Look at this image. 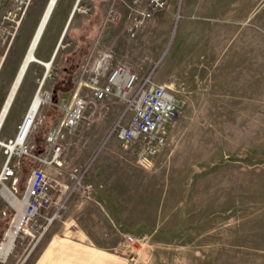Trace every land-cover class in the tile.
<instances>
[{"label": "rangeland", "instance_id": "obj_1", "mask_svg": "<svg viewBox=\"0 0 264 264\" xmlns=\"http://www.w3.org/2000/svg\"><path fill=\"white\" fill-rule=\"evenodd\" d=\"M171 1V6L167 2L165 9L156 12L160 14L156 22L144 21L146 37L140 42L136 37L141 27L131 36L127 17L122 15L116 24L104 23L109 4L116 9L118 3L121 12L122 1L80 0L77 4L75 19L41 87L54 101L40 106L39 117L46 106L57 107L59 94L68 97L80 63L94 50L107 48L119 54L98 39L106 26L119 29L125 19L129 21L127 37L137 43L139 65L146 74L154 70L155 82L172 86L180 107L169 146L148 169L139 167L132 148L111 133L122 102L109 99L93 118L87 114L67 136L62 181L71 168L86 167L83 180L90 193L74 195L52 226L65 222L82 229L85 241L111 250L128 264H264V0H217L224 14L217 19L203 11L195 13L193 0ZM47 2L0 0V78L8 73L0 110ZM62 2H57L36 56ZM204 2L197 0L198 7ZM228 11L240 14V21L229 19ZM238 24L249 31L241 44L242 38L229 41ZM76 29L78 46L73 48L69 42ZM218 30L221 36L209 48L207 33ZM43 72L41 64L31 63L19 90L32 75L37 79L35 93ZM40 124L29 136L37 153L44 150V137L34 139L33 135ZM5 129L3 125L0 137ZM4 161L0 146V169ZM32 165L30 159H23L16 191L12 190L20 200ZM4 185L11 189L10 182ZM14 215L0 194V241ZM127 234L133 243L124 241ZM20 241L5 264L30 238Z\"/></svg>", "mask_w": 264, "mask_h": 264}, {"label": "built area", "instance_id": "obj_2", "mask_svg": "<svg viewBox=\"0 0 264 264\" xmlns=\"http://www.w3.org/2000/svg\"><path fill=\"white\" fill-rule=\"evenodd\" d=\"M120 1L130 10L127 32L131 36L135 35V31L146 19L167 7L166 0H145L146 6L141 10L134 9L123 0ZM27 5L28 1L25 8ZM121 19V12L110 7L104 23L116 24ZM153 73L154 70H151L140 77L131 64L112 49L94 50L80 63L75 73L74 89L68 93V102L63 104L62 100H59L58 106L62 110V116L45 132L44 150L41 153L34 151L29 136L43 118L39 117L37 111L24 135L29 123L27 111L21 124L16 128L15 136L3 141L4 144L1 145L5 161L0 169V183L10 182L11 191H16L23 159H30L33 165L21 198L24 202L22 212L18 214L15 205L9 203L15 210V215L3 234L0 247L7 245L10 231H14V237L9 252L6 255L0 254V264L6 263L16 246L15 242L22 243L20 240L28 237L30 247L34 249L49 228L62 218L71 198L74 195L87 196L90 193V186H86L83 180L86 167L71 168L66 181H62L63 154L67 136L87 114L89 119L93 118L107 100L116 99L123 103V110L113 124L111 133L132 148L139 167L148 169L153 166L155 158L169 146L170 133L176 124L180 107V101L172 86L168 83L155 82ZM40 93L44 98L40 106L54 101L49 92H42L40 89ZM18 137L23 138L21 144L11 149L9 146ZM124 241L127 244L133 243L134 238L127 234Z\"/></svg>", "mask_w": 264, "mask_h": 264}, {"label": "crops", "instance_id": "obj_3", "mask_svg": "<svg viewBox=\"0 0 264 264\" xmlns=\"http://www.w3.org/2000/svg\"><path fill=\"white\" fill-rule=\"evenodd\" d=\"M110 1L111 0H109V2ZM123 1L137 10H141L146 6V2H144L145 0H137L135 3H133V1L135 0H123ZM166 1L171 6L172 1L171 0H166ZM193 1L194 2H192V7H193L192 9H194L195 13H197L198 15L199 13L200 14L204 13L206 16L211 17V18L213 17L215 19H217V16H220L221 14L224 15L220 11L221 8H217V3H216L217 0H205L203 6L200 5L199 7L197 4V0H193ZM75 2L76 0H63L62 3L64 6H62V10L60 14L58 15L57 20L53 24V27L51 28V31L49 33V36L46 40L45 45L39 50L38 56H36V58L40 62L51 60L55 52L54 49H56L55 47H57V45L59 44V47L56 51V55H57V52L61 46V43L63 39L65 38V35L69 32L71 24L73 23V19H75L74 15L76 12L75 10L73 11V6ZM109 6L113 7L112 4L111 5L109 4ZM117 6H118V3H117ZM117 6H116V10L118 9ZM120 10L124 18L126 17L128 18L130 10L125 6H122ZM117 11H119V9ZM228 12H229L228 13L229 19L231 20L235 19L236 21L237 20L240 21V18H241L240 14H238L235 11H228ZM169 13L170 11H167V13H164V14H169ZM70 14H71V18H70L71 20L69 19L70 23L68 25L67 20ZM155 14L156 12L150 18H148L146 24L148 23L153 24L154 22H156L160 14H156V15ZM124 22H125V26H122L119 29L106 26L103 29V31L100 33L101 35H100V38L98 39V43L103 44L108 47L110 46V47H114L118 49L119 54L123 55L128 60L133 70L141 77L146 74L147 70L143 69L139 65L140 59H139L138 53L136 52L137 43L135 40L132 41L127 37V34H126L127 26L126 25H128L127 22L129 21L125 19ZM142 28L143 27H141L140 31L137 34V37H136L137 42L142 41V39L146 37V33L143 31ZM242 28L243 27L238 24V26L229 36L230 42H232L231 40H233V38H242L239 44L244 42V39H246L245 37L249 31L242 29ZM219 33H220L219 30L218 32L208 31L207 40H208L209 48L212 47V45L214 44L213 42L216 41V38L221 36ZM24 35L22 36L20 42L18 43L16 51L22 46L21 44H22ZM78 37H79V32H78V29H76L72 34L71 41L69 42V44H71L73 48L75 46H78L77 45ZM224 43L225 45H227L228 38H227V41ZM2 59H3V56L0 57V62L2 61ZM7 78H8V73H5L0 78V97L3 94L4 86L7 84ZM36 81L37 79L31 75L27 79L23 90L18 89L20 86L17 88L16 90L17 92H15L16 95L14 94V97L4 117L5 120L3 119L2 125L0 127V131H1L2 126L3 125L6 126V129L1 132L0 141L2 142L7 141L8 139L13 138L15 136L17 132L16 128L18 127V125L21 124L24 116L26 115L28 111L29 105H31V102L33 100V97L35 94L34 88H35ZM59 95H60L58 98L59 100H62V99L68 100V97L62 98V97H65V95L63 94L62 95L59 94ZM7 96H8V93H7ZM56 106L57 107L46 106L45 108H43L42 125L40 124V127L33 134L34 139H36V137H40V135L44 137V134L48 130V128H50L54 123H56L61 118L62 111L61 109H59L58 105ZM56 112L58 115H55ZM46 124L47 126L45 127L46 129L44 131L42 126H45ZM7 125H8V128H7ZM70 226L71 224H67L65 222L63 223L62 226H57V225L52 226L50 230L48 231V233L45 235V237L39 243L36 244L34 249L33 248L31 249L30 243L25 244V248H22V251L16 253V255H14L13 258H10L7 264H128L126 261L122 260V258H120L119 256L115 255L113 252H111V250L97 247L93 245L92 243L85 241V239L87 238L86 232L82 229L78 230L77 228H70Z\"/></svg>", "mask_w": 264, "mask_h": 264}, {"label": "bare ground", "instance_id": "obj_4", "mask_svg": "<svg viewBox=\"0 0 264 264\" xmlns=\"http://www.w3.org/2000/svg\"><path fill=\"white\" fill-rule=\"evenodd\" d=\"M57 1L58 0H48L42 14H41V17L37 23V26H36V29L33 33V36L29 42V45L27 47V50L24 54V57L22 59V62L18 68V71L13 79V82L10 86V89H9V92H8V96L2 106V109H1V112H0V127L2 125V122H3V119L6 115V112L8 110V107L14 97V94L15 92H17V88L20 86L23 78H24V75L26 74V70L29 66V64L31 62L33 63H39L41 64L43 67H44V72L42 73V77L41 79L39 80V84H38V88L36 89V92L34 94V97H33V100L31 102V105L29 106V109H28V118H29V123L28 125L26 126V129L24 131V135L27 133L28 131V128H29V125H30V122H31V119L34 117L35 113L37 111H39V108H40V103H41V100H43L44 98L41 96V93H40V89L41 87L43 86V83H44V75H45V72L46 70L47 71V74L45 76V78L47 77L50 69H51V65H52V61L51 60H48V61H45V62H40L37 58H36V55H35V51H36V48L37 46L39 45L40 43V40L42 38V35L49 23V21L51 20V16L54 12V9H55V6L57 4ZM79 0H76L74 6H73V9L76 11H78V3ZM71 18V14L67 20V23L69 25L70 23V19ZM70 19V20H69ZM67 29V28H66ZM61 37V36H60ZM56 48V47H55ZM55 50V49H54ZM56 55V52L55 54L52 56L53 58L55 57ZM52 58V59H53ZM19 89V88H18ZM16 95V94H15ZM5 120V119H4ZM23 138H20L18 137L14 143H12L9 147L11 149H14L15 147L19 146L22 142ZM2 143L4 144V142L0 141V146L2 145ZM0 194H2L3 197H5L6 201L8 203H13L16 207V209L18 210V214H20L22 212L21 209L24 208V202L22 200H20L19 198H16L17 196H15V194H13V192L4 184H2V187L0 188ZM9 235V241L7 242V245H4L2 248L0 247V254H3V255H6L10 250V248L12 247V241H13V237H14V231H10L8 233Z\"/></svg>", "mask_w": 264, "mask_h": 264}, {"label": "water", "instance_id": "obj_5", "mask_svg": "<svg viewBox=\"0 0 264 264\" xmlns=\"http://www.w3.org/2000/svg\"><path fill=\"white\" fill-rule=\"evenodd\" d=\"M73 11H74V9H73ZM58 47H59V44L57 45V47H56V49H55V52L57 51ZM55 52H54V54H55ZM52 58H53V57H52ZM51 61H52V59H51ZM47 71H48V70H46V72H45L44 79H45V76H46V74H47Z\"/></svg>", "mask_w": 264, "mask_h": 264}, {"label": "trees", "instance_id": "obj_6", "mask_svg": "<svg viewBox=\"0 0 264 264\" xmlns=\"http://www.w3.org/2000/svg\"><path fill=\"white\" fill-rule=\"evenodd\" d=\"M53 100H54V97H53ZM55 101H57V99H55ZM28 159V158H27ZM24 160H25V158H24Z\"/></svg>", "mask_w": 264, "mask_h": 264}]
</instances>
